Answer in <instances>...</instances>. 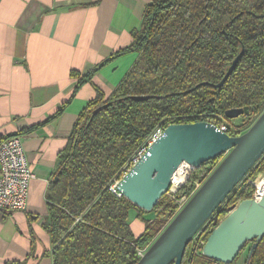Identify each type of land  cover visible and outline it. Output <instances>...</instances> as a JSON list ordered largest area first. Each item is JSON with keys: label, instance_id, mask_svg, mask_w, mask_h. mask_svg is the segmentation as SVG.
I'll list each match as a JSON object with an SVG mask.
<instances>
[{"label": "trees", "instance_id": "16d2710c", "mask_svg": "<svg viewBox=\"0 0 264 264\" xmlns=\"http://www.w3.org/2000/svg\"><path fill=\"white\" fill-rule=\"evenodd\" d=\"M132 36L131 44L114 56L133 52L134 62L109 97L104 99L96 88L95 98L78 114L47 185L42 226L50 237L46 254L52 264H135L136 249L154 241L178 212L177 200L189 198L195 183L203 182L222 158L193 167L180 188L147 209L158 215L146 220V209L110 188L137 151L156 129L171 123L223 122L229 135H237L264 110V0H149ZM241 50L235 68L215 88ZM106 60L78 79L69 100ZM244 106L248 113L239 118L246 124L234 131L224 113ZM262 172L264 153L218 207L223 209L216 224L212 214L188 243L181 264H227L205 257L202 242L226 216L225 208L251 198L250 180ZM131 209L145 224L138 236L130 228ZM253 242L229 264H264V236L250 253Z\"/></svg>", "mask_w": 264, "mask_h": 264}, {"label": "crops", "instance_id": "0c3cea01", "mask_svg": "<svg viewBox=\"0 0 264 264\" xmlns=\"http://www.w3.org/2000/svg\"><path fill=\"white\" fill-rule=\"evenodd\" d=\"M148 1L0 0V139L19 135L33 171L25 208L0 210V264H52L42 225L58 154L96 88L109 97L134 62L136 53L114 54L133 41ZM104 60L69 100L78 79ZM128 219L140 235L137 211Z\"/></svg>", "mask_w": 264, "mask_h": 264}, {"label": "water", "instance_id": "95a60500", "mask_svg": "<svg viewBox=\"0 0 264 264\" xmlns=\"http://www.w3.org/2000/svg\"><path fill=\"white\" fill-rule=\"evenodd\" d=\"M242 53L243 50L233 59L221 80L213 84L215 88L225 82ZM107 105L98 106L92 115ZM247 113L248 107L244 106L227 109L224 114L233 119ZM263 153L264 110L246 131L237 135H229L206 121L167 125L117 186V191L134 204L148 209L163 194L175 192L171 177L182 162L197 167L216 156L222 158L135 264H181L188 243L212 214L216 224L218 213L223 209L218 207ZM225 211L226 216L207 236L201 253L229 264L248 241L254 240L251 253L264 236V195L259 201L241 200Z\"/></svg>", "mask_w": 264, "mask_h": 264}, {"label": "built area", "instance_id": "2783aa9c", "mask_svg": "<svg viewBox=\"0 0 264 264\" xmlns=\"http://www.w3.org/2000/svg\"><path fill=\"white\" fill-rule=\"evenodd\" d=\"M215 125L219 130L226 132L227 125L221 123H211ZM162 129H156L153 134L148 138L147 143L143 145L132 158L128 168L122 177L129 171L146 152L147 147L150 146L156 138L162 134ZM182 169L183 178L180 182L175 183L174 175ZM193 167L182 162L174 171L171 177V186L175 189L180 188L184 182L188 179L189 172ZM121 177V178H122ZM33 178V171L29 165L25 152L22 146L21 138L19 135H12L3 139H0V210H22L26 206V201L29 193L30 182ZM120 178V179H121ZM120 179L115 180L111 185V190L116 194H120L117 191V186ZM203 182H196L194 190L191 195L201 186ZM254 186V190L251 195V199L259 201L264 195V175L260 173L254 180L251 181ZM188 198H181L177 200L178 210H180L187 202ZM204 242H202L203 244ZM148 247L137 248V256L140 258Z\"/></svg>", "mask_w": 264, "mask_h": 264}, {"label": "rangeland", "instance_id": "374dc122", "mask_svg": "<svg viewBox=\"0 0 264 264\" xmlns=\"http://www.w3.org/2000/svg\"><path fill=\"white\" fill-rule=\"evenodd\" d=\"M227 124H228V126L230 125V126H232L231 128L234 130V131H241V130H243V125H245L246 124V119H243L242 117L241 118H239V117H236V118H233V119H231L230 120V122H226ZM258 176V175H257ZM256 176V177H257ZM255 177V178H256ZM252 180H250V182H251ZM133 210L134 209H131L130 210V214H132V212H133ZM147 210V209H146ZM150 212L154 215V217L156 216L157 217V215H158V212H155V211H149L148 213L147 212H145L144 214H150ZM151 214V215H152ZM166 219L168 220L169 219V217L166 215ZM129 223H131V220L129 219Z\"/></svg>", "mask_w": 264, "mask_h": 264}, {"label": "bare ground", "instance_id": "6f19581e", "mask_svg": "<svg viewBox=\"0 0 264 264\" xmlns=\"http://www.w3.org/2000/svg\"><path fill=\"white\" fill-rule=\"evenodd\" d=\"M182 178H183V172H182V169L179 168V170L174 175L175 183L180 182L182 180Z\"/></svg>", "mask_w": 264, "mask_h": 264}]
</instances>
